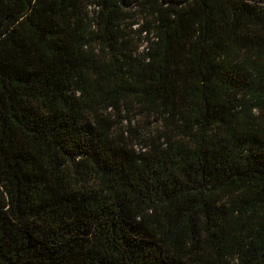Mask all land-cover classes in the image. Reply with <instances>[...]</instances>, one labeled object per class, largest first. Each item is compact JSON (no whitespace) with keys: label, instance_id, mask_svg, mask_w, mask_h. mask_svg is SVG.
Returning a JSON list of instances; mask_svg holds the SVG:
<instances>
[{"label":"trees","instance_id":"1","mask_svg":"<svg viewBox=\"0 0 264 264\" xmlns=\"http://www.w3.org/2000/svg\"><path fill=\"white\" fill-rule=\"evenodd\" d=\"M0 264H264V0H0Z\"/></svg>","mask_w":264,"mask_h":264},{"label":"rangeland","instance_id":"2","mask_svg":"<svg viewBox=\"0 0 264 264\" xmlns=\"http://www.w3.org/2000/svg\"><path fill=\"white\" fill-rule=\"evenodd\" d=\"M138 120L139 124H142L143 120H141L138 116H134V120ZM152 120L150 119L149 122H151ZM151 125H154V123L151 122ZM143 128H144V124H143Z\"/></svg>","mask_w":264,"mask_h":264}]
</instances>
